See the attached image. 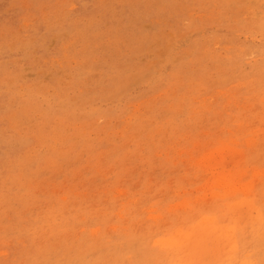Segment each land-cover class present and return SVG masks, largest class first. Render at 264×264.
Segmentation results:
<instances>
[{"label":"rangeland","instance_id":"374dc122","mask_svg":"<svg viewBox=\"0 0 264 264\" xmlns=\"http://www.w3.org/2000/svg\"><path fill=\"white\" fill-rule=\"evenodd\" d=\"M0 264H264V0H0Z\"/></svg>","mask_w":264,"mask_h":264}]
</instances>
